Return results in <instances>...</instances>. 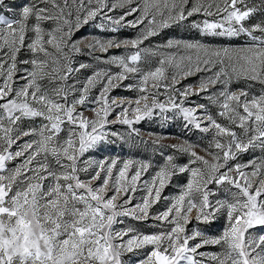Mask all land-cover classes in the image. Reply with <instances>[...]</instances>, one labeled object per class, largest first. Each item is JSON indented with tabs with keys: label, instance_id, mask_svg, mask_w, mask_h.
Segmentation results:
<instances>
[{
	"label": "snow or ice",
	"instance_id": "6c2138e0",
	"mask_svg": "<svg viewBox=\"0 0 264 264\" xmlns=\"http://www.w3.org/2000/svg\"><path fill=\"white\" fill-rule=\"evenodd\" d=\"M15 7L0 0V264H125L126 254L148 246L138 264H264V157L238 159L250 149L264 153V0H31L18 12ZM195 16L205 18L190 20ZM98 19V28L113 33L144 27L131 39H73ZM185 22L201 39L141 47ZM241 36L248 42L238 47L205 42ZM82 45L90 55L122 46L134 51L104 61L119 71L94 70L81 83L76 74L91 67L75 59ZM145 54L159 56L155 67L141 68ZM201 71L211 75L177 86ZM132 75L138 76L139 95L119 102L110 97ZM234 80L247 83L232 90ZM254 84L261 86L258 94ZM202 94L217 106L215 115L190 99ZM88 105H95L91 116L85 115ZM169 112L186 129L212 134L206 147L171 145L189 156L186 164L167 155L143 179L153 168L150 160L86 156L114 143L109 135L120 137L110 130L117 123L128 126L120 138L129 147L138 141L162 146L163 137L143 140L134 125L157 114L167 121ZM15 160L19 164L10 167ZM183 173L189 178L182 191L164 195ZM222 185L225 196L219 198L213 186ZM138 189L143 195L134 203ZM162 199L167 204L156 209ZM218 215L225 225L217 236L188 228L193 221L211 224ZM125 218L161 227L152 233L118 227ZM209 246L220 251H202Z\"/></svg>",
	"mask_w": 264,
	"mask_h": 264
},
{
	"label": "rangeland",
	"instance_id": "374dc122",
	"mask_svg": "<svg viewBox=\"0 0 264 264\" xmlns=\"http://www.w3.org/2000/svg\"><path fill=\"white\" fill-rule=\"evenodd\" d=\"M11 3H13L16 7L14 11H19V6L24 4L31 3V0H10ZM193 2V0H190V3ZM254 3L257 5L260 4V0H253ZM203 16H195L190 18L195 19L197 21L204 19ZM261 17L259 14L257 15V19H260ZM129 19H132V17H129ZM208 19H217V17H208ZM99 22V19L97 21H91L89 24L84 25L80 28L79 31H77L73 37L74 40L81 39L83 37H88L91 39L92 37H100V38H109V37H117L118 39H131L135 38L141 31V29L144 27V25H140L137 28L133 27H123L119 31L113 33L109 30H101L97 27V23ZM188 22H185L183 25H173L172 27L165 29L161 32L159 36L153 37L148 41L144 42V45L141 47H148L151 49H157V46L164 44L168 39H183V40H197L201 39V34L196 32L195 30H189L187 29L186 25ZM206 43L211 44L213 47H221V46H231V47H238L243 46L248 42V38L246 36H241L239 38H211ZM82 51L81 53L77 54L75 56V59L78 63H86L91 65L90 68L86 70H82V72L77 73V77L82 83L87 76L91 75V73L94 70H110L111 72L115 73L119 71V69L116 67L115 64L106 63L104 61L107 60L108 57L111 56H127L130 55L134 49L131 48V46L128 47H120V48H112L109 50L107 54H102L99 52L89 54L88 49L82 45L81 46ZM161 51H174V50H163ZM179 55V54H178ZM95 56H101V60H96ZM24 58H27V55L24 56ZM159 59L158 55H152V54H145L144 59L141 62V68L147 70L149 68L155 67L157 64V61ZM21 70H23L26 66L20 65L19 66ZM21 74H23L21 72ZM211 75V72H205L201 71L199 73H196L195 75L188 77L187 79H184L181 81L180 85H177L180 87L181 85H196L201 78H204L206 76ZM18 83L20 85H23L24 81L19 80ZM139 83L138 76L132 75L128 80L120 82V86L113 89L110 92V97H114L119 101L128 99L133 100L138 95L139 92L137 90V85ZM247 82L245 81H233L231 84L232 90H236L237 88L244 87ZM127 85H131L132 87H126ZM79 87V84L77 85ZM220 85H217L214 89H212V92H218L220 89ZM252 91L254 93H259L261 91V86L259 84L252 85ZM99 93V86L97 88L93 89L91 92V97H96ZM207 94H202L201 97H192L190 99L194 100L196 103L200 104H207L209 107V110L213 115L217 112V106L210 104L209 101L206 98ZM71 98V97H70ZM166 98L165 91L161 89V95L159 96V99L163 101ZM92 107H95V105H88V110L85 111L86 116H91L92 112L90 109ZM119 109L116 110L118 112ZM116 112H113L112 115L109 117V119H115ZM166 115L169 117L167 121H164L161 116L154 115L150 119H145L141 121L140 123L134 125L136 128L140 129L141 137L143 140H152L156 137H163L162 140V146H153L151 144L144 145L137 142V147L131 148L129 147L120 137H127V134L129 132V128L127 125L122 124H113L110 126V130L113 132H117L120 134V137H114L109 135L108 140L114 141V143H106L104 145H101L98 149L93 150L86 154V156H91L94 159H101L105 156L110 157H120L121 161L128 159V158H135V159H142V160H150L153 164V168L149 169V173L146 174L143 179H148L150 174L154 172L157 167L162 166L165 160V157L167 155H175L177 158V163L179 164H186L189 160V156L184 153H178L175 149L171 147V145L174 144H180L184 141H188L190 143L199 144L202 147H206L208 144L211 143L212 140V134L211 133H202L195 129H186L184 126V121L178 116L174 115V113L169 112L166 113ZM35 124H39V121H36ZM163 153V155H161ZM264 157V153L261 152L259 148L256 149H250L247 153H242L239 156V162L246 163L250 159L253 158H259ZM22 159V158H21ZM19 160L12 161L9 165L10 167H15L19 164ZM189 178L188 173L179 174L177 176H174L171 183L166 187L164 195H167L169 198L175 197L178 195L187 179ZM216 187L217 190V196L219 198H223L225 196V187L226 186H213ZM143 195V192L138 189L134 203L136 200H138ZM216 197H211V199H215ZM167 204V201L161 200L160 204H157L155 207L156 209L163 210L165 205ZM195 215V213H193ZM225 225V219L222 215H218V218L213 221L211 224H202L197 223L196 221H193L191 224L188 225L189 229H200L205 231L208 235L211 236H217L219 235L223 227ZM125 226H132L136 228L141 233H152L160 230V223L158 221L149 220L146 222H137L135 220L125 218V224L124 225H118V227H125ZM163 227H168L167 224H164ZM150 251V246L145 247L143 249L137 250L135 253H129L126 254V256L123 258L125 260V264H138V261L141 259H144L148 252ZM202 251L206 252H218L220 251L219 246H209L205 249H202Z\"/></svg>",
	"mask_w": 264,
	"mask_h": 264
}]
</instances>
